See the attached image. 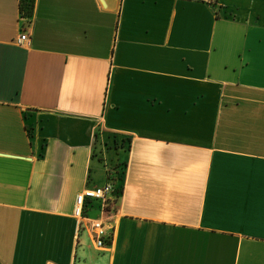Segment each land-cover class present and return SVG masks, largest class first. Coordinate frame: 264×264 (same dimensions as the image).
<instances>
[{
	"label": "crops",
	"instance_id": "1",
	"mask_svg": "<svg viewBox=\"0 0 264 264\" xmlns=\"http://www.w3.org/2000/svg\"><path fill=\"white\" fill-rule=\"evenodd\" d=\"M24 3L19 43L0 0V264H264V0ZM107 182L97 250L73 210Z\"/></svg>",
	"mask_w": 264,
	"mask_h": 264
},
{
	"label": "built area",
	"instance_id": "2",
	"mask_svg": "<svg viewBox=\"0 0 264 264\" xmlns=\"http://www.w3.org/2000/svg\"><path fill=\"white\" fill-rule=\"evenodd\" d=\"M212 5L216 0H184ZM31 9H28L24 0H19L18 24L21 35L18 42L27 40V30L31 25ZM120 198L118 191L113 182H107L102 187L85 189L75 198L73 216L77 224L87 233L91 243L97 250H102L112 241L114 234L113 216L117 200ZM90 201H99L101 217L97 219L88 218L85 215L87 203Z\"/></svg>",
	"mask_w": 264,
	"mask_h": 264
},
{
	"label": "rangeland",
	"instance_id": "3",
	"mask_svg": "<svg viewBox=\"0 0 264 264\" xmlns=\"http://www.w3.org/2000/svg\"><path fill=\"white\" fill-rule=\"evenodd\" d=\"M130 143L131 140L128 137L122 138L119 141H116L114 138L109 137L108 141L105 144L108 149L105 148L104 144L102 143L103 148L106 151L111 152L110 154L112 155L109 159V162H111L112 165L111 169L108 170V174L113 181L116 179L117 175L120 179L124 174L126 161H124L122 157L119 156V154L127 153L130 147ZM115 173L117 174L116 176Z\"/></svg>",
	"mask_w": 264,
	"mask_h": 264
},
{
	"label": "trees",
	"instance_id": "4",
	"mask_svg": "<svg viewBox=\"0 0 264 264\" xmlns=\"http://www.w3.org/2000/svg\"><path fill=\"white\" fill-rule=\"evenodd\" d=\"M28 6V5H27ZM28 9H30V6H28ZM117 178H118V175H117ZM122 178V177H121ZM120 178V179H121ZM112 180V179H111ZM114 181H116V179L114 180ZM114 184H115V182H114ZM116 187V186H115ZM116 189H117V191H118V194L121 196V188L120 187H116Z\"/></svg>",
	"mask_w": 264,
	"mask_h": 264
}]
</instances>
